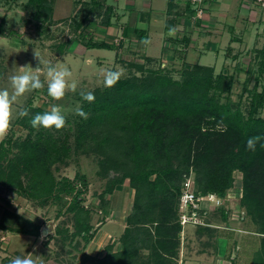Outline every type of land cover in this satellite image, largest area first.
<instances>
[{
    "label": "rangeland",
    "instance_id": "1",
    "mask_svg": "<svg viewBox=\"0 0 264 264\" xmlns=\"http://www.w3.org/2000/svg\"><path fill=\"white\" fill-rule=\"evenodd\" d=\"M29 1L0 0V27L3 28H0L3 30L0 35V88H8L11 91L8 77L18 72L20 66L31 65L33 69L40 66L44 70L41 80L45 81L46 65L50 62L58 67L67 66L71 70L72 77L69 82L75 81L77 90L75 93L68 91L62 100L54 101L47 94L45 82L43 89L34 90L18 98L17 104L14 105L11 128L8 135L0 140V150L5 151L0 164L6 166L18 155V145L28 134L29 130L18 122L21 119L18 116L20 108L31 107L30 109L47 111L53 104L60 105L66 115L64 130L60 133L55 129L49 131L60 139H64L65 133H70L68 143L73 149L71 148L70 157L65 162L54 165L52 171L57 180L66 177L73 181L76 179L81 183L85 182L81 205L89 211L88 222L95 234L85 248L82 236L72 237L76 231V215L66 211L71 198L65 196L63 204L52 200L43 204L38 200L25 198L0 183V220L12 227H23L26 231H31L32 225L41 227L39 236L5 232L0 229V264H9L11 258L29 253L36 264H96L94 261L84 260V255L94 259L101 258L109 247H112V252H117L121 245L120 239L128 230V237H133L137 246H143L148 239V233L143 229L149 228L150 232H154L155 224H128L127 218L133 213L135 190L131 187L130 180L125 179L123 183L113 186L110 192H107V189H110V181L116 175H121V172L111 169L105 174L101 169L104 155L97 152L88 155L74 154V131L69 127L73 128L78 115L72 110L78 103L81 107L88 103L81 99L79 93L93 92L96 97L98 91L104 92L106 87L103 85V76L105 71L110 69L122 70L121 79L133 75L142 77V72L130 64H142L146 69L154 71L159 68L169 71L174 80L181 79L184 68L191 69L199 64L213 67L215 75H233L235 81L232 89L229 93L221 95V101L248 116L252 93L261 92L264 87V73L260 75L259 71L262 68L264 51L258 52L264 46V37H256L255 26H251L248 20L253 17L251 15L244 19L240 16L237 18V22L241 18L246 20L245 23L242 20L241 24L236 20L234 23L233 19H236L235 14L238 11L236 9L233 11L235 14H231V9H221L217 13L218 20L207 19L209 25L206 22L205 25L201 24L205 14L208 15L211 9L218 7L224 0H205L197 3L202 7L200 17L188 15L184 0H172L173 14L168 12V5L166 16L168 0H157L158 7L152 8L151 20L144 23L138 21L134 25L133 18L125 20L133 11L132 5H127L126 0H100L95 7V10L101 7L100 12H95L97 16L89 12V8L94 4L89 2L90 0H82L84 7L81 6L80 17L71 21L64 19L75 9L74 0L68 2L67 6L57 2L58 0H47L45 5L48 8L43 10L47 17L44 14L36 15V4H30ZM188 3L192 5L193 10L194 7L198 9L196 3L190 0ZM253 3L264 9L256 0ZM106 6L109 8L105 9ZM117 6L121 15L126 13L125 19L117 23V20L112 18V23H117V27L108 30L105 20L109 19L111 9L114 10L113 7ZM208 7H211L209 11ZM181 12L183 15L179 14ZM224 13L226 14L223 16ZM195 18L201 20L199 24L192 28L187 26L189 21H195ZM172 19L175 20V23H172L173 28H167ZM125 21L128 24H124ZM99 22V26L104 28L96 29L93 24ZM122 28L127 29L126 35L122 34ZM138 29L146 30L145 38L136 33ZM171 29L175 30L174 35H169ZM190 35L194 40L186 46L184 40ZM89 40L100 43L106 40L114 45V51L89 49ZM205 45H209L210 50ZM25 49L27 51H22ZM35 51L45 63L40 65ZM147 57L153 61L147 62ZM256 116L264 118V107L259 109ZM210 127L212 129V126ZM214 128L224 129L219 125ZM190 177L195 179L192 169L187 175V178ZM232 178V187L226 192L229 200L224 205L225 208L219 210L215 206L211 207L206 217L207 225L202 229L193 224L181 229L178 234L180 251L176 264H210L207 255H213L216 246L217 249L221 248L218 255L221 260H230L233 264H255L254 260L261 253L264 234L259 233L260 228L252 221L247 209L239 208L243 173L235 170ZM56 229L61 232H56ZM200 230L202 233H199ZM139 252L140 258L148 259L149 249L141 248Z\"/></svg>",
    "mask_w": 264,
    "mask_h": 264
},
{
    "label": "trees",
    "instance_id": "2",
    "mask_svg": "<svg viewBox=\"0 0 264 264\" xmlns=\"http://www.w3.org/2000/svg\"><path fill=\"white\" fill-rule=\"evenodd\" d=\"M29 2L36 4V15L47 17L43 12L48 8L47 0ZM169 4L168 12L172 13V1ZM187 11L189 16L196 13L189 4ZM170 22L167 28H173L175 20ZM145 36L142 33L141 37ZM189 39L184 40V45L188 46ZM90 41H87L89 49H114L112 43ZM263 57L260 75L264 73ZM146 61L153 59L147 57ZM130 66L143 76L120 79L114 87L98 91L95 102L82 107L88 119L78 116L69 129L74 131V154L100 153L105 156L101 166L105 174L111 169L121 172L110 181L107 192L125 179L130 180L135 200L128 224H155V230L143 229L148 233L143 246H137L135 239L128 237V230L121 237L117 252L109 247L103 257L94 259L84 255V260L96 264H176L180 251L178 234L183 228L178 220L179 196L190 169L195 173L197 192L212 193L223 200L219 210L224 209L229 200L226 192L232 187L233 172H242L239 208L247 209L252 221L259 226V233L264 234V147H261L264 118L256 116L264 107V87L261 92L252 93L249 115L244 116L239 109L233 110L221 101V95L232 89L233 75H215L213 67L196 64L191 69L184 68L181 79L174 80L169 71L160 68L154 71L142 64ZM30 108L26 107L29 115L18 121L29 130L28 134L18 145V155L6 166L0 164V183L43 204L47 200L63 204L65 196L71 198L66 211L76 215V231L72 237L82 236L85 248L95 230L88 222L89 211L81 205L86 187L84 179L82 183L66 177L57 180L52 171L54 165L70 157L72 147L68 139L71 135L65 133L64 139H60L47 129H33L31 118L45 111ZM218 125L224 129L214 128ZM250 136L262 138L255 152L246 149ZM4 155L5 151L0 150V160ZM15 227L0 220L2 231L41 234V227L37 225H32L31 231ZM203 227L206 226L199 228ZM56 232L61 231L56 229ZM261 245L255 264H264V237ZM141 248L150 250L148 259L139 257Z\"/></svg>",
    "mask_w": 264,
    "mask_h": 264
},
{
    "label": "clouds",
    "instance_id": "3",
    "mask_svg": "<svg viewBox=\"0 0 264 264\" xmlns=\"http://www.w3.org/2000/svg\"><path fill=\"white\" fill-rule=\"evenodd\" d=\"M174 32L175 30L171 29L169 35H174ZM144 43H147V41H144ZM22 51H27V49ZM35 56L39 59L40 65L45 63L40 59L36 51ZM42 72H44V70H42L40 66L35 69H33L31 65L20 66L18 72L8 77L11 91H9L8 88H0V140H3L8 135L14 118V105L17 104L18 98L34 90L43 89L45 87V82L47 83V94L54 101L62 100L68 91L73 93L76 92L77 83L75 81L69 82L72 77V72L67 66L58 67L50 62L47 63L45 81L41 80ZM122 76V70L110 69L105 71L103 76L104 87H114ZM79 95L83 101L88 103L95 102V95L93 92L81 91ZM72 111L75 115L85 120L88 119V113L83 111L79 103ZM28 115V109H19V117L22 118ZM30 125L36 130L44 128L47 130L55 129L59 131L66 125V115L60 105L53 104L50 110L35 114L30 120ZM261 139L260 136L248 137L246 149L255 152L257 144L260 143ZM261 147H264V144H261ZM9 264H36V261L32 258V254L29 253L25 256L17 255L11 258Z\"/></svg>",
    "mask_w": 264,
    "mask_h": 264
},
{
    "label": "crops",
    "instance_id": "4",
    "mask_svg": "<svg viewBox=\"0 0 264 264\" xmlns=\"http://www.w3.org/2000/svg\"><path fill=\"white\" fill-rule=\"evenodd\" d=\"M76 2L74 8L72 6V8L74 9L73 11L75 13H70L69 16L65 17L64 21H68V20H73V19H78V17H80L79 15V11H81V6H82V0H74ZM100 0H90L89 2H92L94 5L92 7H90L89 9V12H92L91 14H94L97 16V14L95 13L97 10L99 11L101 9V7H99L97 10H95V7H96V4L95 3H98ZM172 1V0H170ZM170 1L168 0V3H167V8L165 9V15H166V10L169 8L168 5L170 6ZM185 1V10L187 11V6L188 4L191 5L190 3H188L189 0H184ZM57 2H60V4H68V2H73L72 1H68V0H58ZM83 2H85L83 0ZM101 2V1H100ZM105 2V1H104ZM103 2V4H105ZM254 0H224L222 1V3L220 5H218V7H216L215 9H211V7L207 8V11H210L208 12V15L205 14L204 16V20H200L198 18H195V21H189V24L187 26H189L190 28L192 27H195L197 26V24H199V22L203 25H205V22L209 25L208 20H218L216 19V17L219 15L217 14L221 9H224L227 8L228 10L231 9V14H235L233 13V11L236 9L238 11L237 14H235V17L236 19H233L234 23H235V20L237 22V18L240 16L242 19H244L245 17H249L250 15L253 16V17H250V19L248 18V20L251 22V26H255V34H256V37L260 38V37H264V9L262 10L260 7L257 6V4L255 5L254 3ZM126 3L127 5H132L133 7V11L132 13H130L128 16H126V13H122V15L118 12L120 9L119 7H113L114 10L111 9V14L109 16V19L108 20H105V23L107 25L106 28L111 29V28H114V27H117V23H120L123 19H125L124 17L126 16L128 19H125V20H129L131 18H133L135 20V22L133 23L136 24L138 21L144 23L146 20L149 22L151 20V10L152 8H157L158 7V1L157 0H126ZM73 5V4H72ZM79 5V6H78ZM87 5V4H86ZM102 5V4H100ZM84 7V6H82ZM86 8H88V5L86 6ZM109 7H105V9H108ZM63 9H65V6H63ZM123 10V8H121ZM191 9L193 10V7L191 5ZM216 10V12H215ZM106 11V10H105ZM206 11V12H207ZM100 12V11H99ZM205 12V13H206ZM183 12L179 13V14H182ZM241 13V15H240ZM73 14V15H72ZM120 14V15H119ZM226 13L223 14V16L225 15ZM100 15V14H98ZM109 15V14H108ZM115 15V16H113ZM125 15V16H124ZM183 15V14H182ZM193 15H196L193 14ZM113 16V17H112ZM167 16V15H166ZM130 17V18H129ZM258 17V18H257ZM117 20V23L116 24H113L112 23V20L113 19ZM227 18V17H226ZM240 18L239 22H237L238 24H241L240 21L242 20ZM252 18V19H251ZM107 19V18H106ZM188 19V17L186 18ZM102 20V19H101ZM189 20V19H188ZM206 20V21H205ZM124 21V20H123ZM127 21H125L124 24H128L126 23ZM130 22V21H129ZM155 22V21H154ZM179 21H177L178 23ZM242 22H246V20H242ZM182 23V21H181ZM96 29L98 27H103V26H99L100 25V22L99 23H94L93 24ZM243 25V24H242ZM123 27V26H122ZM104 28V27H103ZM139 31L136 32L137 34L139 35H142V33L146 34V30L145 29H138ZM134 32V33H135ZM125 33H128L127 32V29L126 28H122V34L123 35H126ZM193 33V32H192ZM1 35V34H0ZM189 44H191V42H193V38H191V35L189 37ZM263 39V38H262ZM93 40V39H92ZM105 42H107L106 40H104ZM108 43V42H107ZM188 44V45H189ZM208 47V49L210 50V46L209 45H205ZM262 50L264 51V46L261 48L260 51H258L259 53L262 52ZM111 51H114V50H111ZM258 55V54H257ZM262 56V55H261ZM217 58V57H216ZM219 244V243H218ZM215 252L213 255H210L208 254L207 257L209 258V262L210 264H233L232 261L230 260H225V259H220V257L218 256L220 253L219 251L221 250L220 249H217V246L215 247ZM217 259V260H216ZM203 260V259H202Z\"/></svg>",
    "mask_w": 264,
    "mask_h": 264
},
{
    "label": "built area",
    "instance_id": "5",
    "mask_svg": "<svg viewBox=\"0 0 264 264\" xmlns=\"http://www.w3.org/2000/svg\"><path fill=\"white\" fill-rule=\"evenodd\" d=\"M198 5V9L194 7L196 16L200 17L202 7L200 2L205 0H190ZM256 2L264 7V0H256ZM188 179V180H187ZM187 180V181H186ZM223 205V200L215 194H201L196 191L194 180L190 177L182 183L181 194L178 203V220L180 225L185 228L187 225L206 226V217L211 207L216 209Z\"/></svg>",
    "mask_w": 264,
    "mask_h": 264
},
{
    "label": "water",
    "instance_id": "6",
    "mask_svg": "<svg viewBox=\"0 0 264 264\" xmlns=\"http://www.w3.org/2000/svg\"><path fill=\"white\" fill-rule=\"evenodd\" d=\"M0 34H2V31L0 30Z\"/></svg>",
    "mask_w": 264,
    "mask_h": 264
}]
</instances>
